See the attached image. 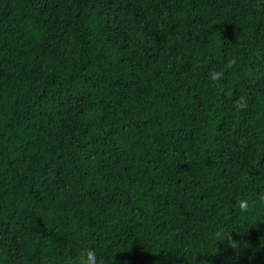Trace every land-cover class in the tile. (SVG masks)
I'll return each mask as SVG.
<instances>
[{
  "label": "trees",
  "instance_id": "16d2710c",
  "mask_svg": "<svg viewBox=\"0 0 264 264\" xmlns=\"http://www.w3.org/2000/svg\"><path fill=\"white\" fill-rule=\"evenodd\" d=\"M262 193L264 0H0V264H264Z\"/></svg>",
  "mask_w": 264,
  "mask_h": 264
},
{
  "label": "clouds",
  "instance_id": "9594fccd",
  "mask_svg": "<svg viewBox=\"0 0 264 264\" xmlns=\"http://www.w3.org/2000/svg\"><path fill=\"white\" fill-rule=\"evenodd\" d=\"M235 65H236L235 60L228 61L227 65L225 66V69L221 71L212 72L210 74V79L214 83H218L219 81L223 80L225 71L227 69L233 68ZM233 106L236 111L242 112L246 110L248 107L247 98L244 96L239 97L236 101H234ZM257 200L259 203L264 204V193L259 194L257 197ZM253 203L254 202H250L247 199H241L238 202L239 211L242 214H246L250 212L252 209ZM227 239L229 240V246L233 247L234 249H237L239 247L237 242L231 240L230 236H228ZM68 264H99V261L97 259L95 250L92 248H86V249L81 250V252L79 253L78 257L76 258L74 262L69 261Z\"/></svg>",
  "mask_w": 264,
  "mask_h": 264
}]
</instances>
